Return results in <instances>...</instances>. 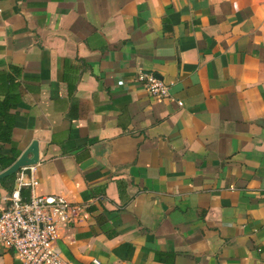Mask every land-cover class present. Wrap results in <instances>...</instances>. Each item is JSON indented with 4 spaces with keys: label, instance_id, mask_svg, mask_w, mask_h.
<instances>
[{
    "label": "crops",
    "instance_id": "obj_1",
    "mask_svg": "<svg viewBox=\"0 0 264 264\" xmlns=\"http://www.w3.org/2000/svg\"><path fill=\"white\" fill-rule=\"evenodd\" d=\"M8 76L36 192L82 207L68 261L264 264V0H0Z\"/></svg>",
    "mask_w": 264,
    "mask_h": 264
},
{
    "label": "built area",
    "instance_id": "obj_2",
    "mask_svg": "<svg viewBox=\"0 0 264 264\" xmlns=\"http://www.w3.org/2000/svg\"><path fill=\"white\" fill-rule=\"evenodd\" d=\"M135 80L156 98H169V86L154 72L139 70ZM181 105V101H177ZM37 164L15 173L11 190L0 208V248L11 250L23 264H73L57 245L59 227L82 212L79 204L58 194H39ZM27 191V198L22 195ZM94 264L99 260L94 258Z\"/></svg>",
    "mask_w": 264,
    "mask_h": 264
},
{
    "label": "trees",
    "instance_id": "obj_3",
    "mask_svg": "<svg viewBox=\"0 0 264 264\" xmlns=\"http://www.w3.org/2000/svg\"><path fill=\"white\" fill-rule=\"evenodd\" d=\"M13 72H18L19 68L11 66ZM5 83H9L6 87L2 88L0 82V171L8 167L18 157L19 151L15 142L12 139V131L15 126V113L14 109L17 108L19 103V95L16 92L17 83L14 79L8 76ZM15 179V174L9 175L0 181V187L10 191ZM23 197L27 198V191H23Z\"/></svg>",
    "mask_w": 264,
    "mask_h": 264
},
{
    "label": "water",
    "instance_id": "obj_4",
    "mask_svg": "<svg viewBox=\"0 0 264 264\" xmlns=\"http://www.w3.org/2000/svg\"><path fill=\"white\" fill-rule=\"evenodd\" d=\"M39 161V150L36 141H32L30 145L10 164L8 167L0 171V181L9 175L15 174L21 167L37 164Z\"/></svg>",
    "mask_w": 264,
    "mask_h": 264
}]
</instances>
